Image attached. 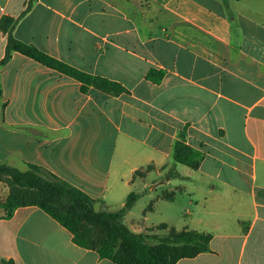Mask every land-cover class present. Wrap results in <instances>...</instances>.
<instances>
[{
	"label": "crops",
	"instance_id": "1",
	"mask_svg": "<svg viewBox=\"0 0 264 264\" xmlns=\"http://www.w3.org/2000/svg\"><path fill=\"white\" fill-rule=\"evenodd\" d=\"M4 16L17 18L11 33L21 41L127 91L82 92L73 77L13 52L0 66V161L43 166L118 209L135 186L141 194L135 170L167 164L185 126L203 158L176 179L196 183L202 202L184 208L178 228L168 219L143 225L132 216L136 200L125 224L137 233L166 224L211 234L207 251L177 264H264V0H0ZM8 33L0 26V59ZM151 68L164 72L159 81L147 78ZM172 181H161L171 200L150 187L147 210L186 192ZM7 193L0 182V200ZM0 257L116 264L36 206L8 218L0 209Z\"/></svg>",
	"mask_w": 264,
	"mask_h": 264
},
{
	"label": "trees",
	"instance_id": "2",
	"mask_svg": "<svg viewBox=\"0 0 264 264\" xmlns=\"http://www.w3.org/2000/svg\"><path fill=\"white\" fill-rule=\"evenodd\" d=\"M28 3L24 12L30 7ZM17 18L4 16L0 26L8 31L7 42L0 66L8 61L15 51L20 52L50 68L56 69L80 82L82 92L93 86L106 93L121 94L127 89L120 82L108 77L93 75L79 70L63 62L33 44L25 43L11 33ZM164 72L149 69L146 76L152 81H159ZM0 84V118L4 121L3 111L6 102L1 100ZM171 158L174 163L198 169L203 158V152L185 141V126L179 131L173 141ZM146 167H152L147 165ZM143 168L135 170L138 175ZM169 177H181L177 171H171ZM0 182H3L8 193L0 200V209L5 217H11L18 207L36 206L65 227L71 234L72 240L79 246L96 251L101 258H108L116 264H177L183 257H193L209 249L211 234L183 227L176 230L159 224L148 228L166 229L160 235L149 232H134L125 224L124 216L131 209L139 194L130 192L122 207L108 209L106 206L96 207L101 199H95L80 188L72 185L43 166L25 163V169H19L0 161ZM172 193L164 190L160 196L172 199ZM153 202L149 204L151 208ZM168 228V229H167ZM0 264H16L12 258L0 257Z\"/></svg>",
	"mask_w": 264,
	"mask_h": 264
},
{
	"label": "rangeland",
	"instance_id": "3",
	"mask_svg": "<svg viewBox=\"0 0 264 264\" xmlns=\"http://www.w3.org/2000/svg\"><path fill=\"white\" fill-rule=\"evenodd\" d=\"M171 171H177L178 173H187L194 171L187 166H184L179 163H174L173 159L170 158L169 162L160 168H156L152 165V167H144L141 172L136 175V178H143V187L140 188L139 195L135 205L132 207V216L137 220H142L143 225H147L150 223H159L163 221V219H168L174 227H181L182 220L186 218L187 214L184 212V208L186 207L188 210L193 211L195 209L196 204H200L202 202V192L197 187L196 183L188 182L181 179H176V177H172V184L184 183L187 187L186 192L180 193L177 195L175 201H161L156 204L155 210H147L149 201L152 199V195H150V187L156 192V197L160 196L161 191H165L167 194L172 193V189H168L164 184L165 182H161L165 178L168 177ZM177 182V183H176ZM3 183V182H1ZM4 184V183H3ZM137 186L133 188V192H136ZM152 202V201H151ZM99 208V204L96 205ZM146 210V220H143V211ZM158 233H161L158 230Z\"/></svg>",
	"mask_w": 264,
	"mask_h": 264
}]
</instances>
